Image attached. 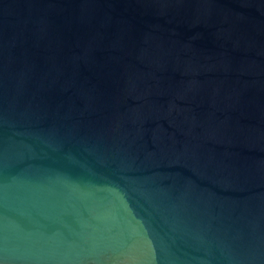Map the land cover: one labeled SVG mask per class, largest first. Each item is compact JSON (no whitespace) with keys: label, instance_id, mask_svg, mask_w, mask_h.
Wrapping results in <instances>:
<instances>
[{"label":"water","instance_id":"water-1","mask_svg":"<svg viewBox=\"0 0 264 264\" xmlns=\"http://www.w3.org/2000/svg\"><path fill=\"white\" fill-rule=\"evenodd\" d=\"M0 264H264V0H0Z\"/></svg>","mask_w":264,"mask_h":264}]
</instances>
